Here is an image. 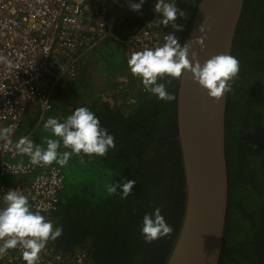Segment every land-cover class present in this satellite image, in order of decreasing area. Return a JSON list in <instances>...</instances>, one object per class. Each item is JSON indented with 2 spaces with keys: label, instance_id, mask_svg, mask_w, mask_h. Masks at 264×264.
Here are the masks:
<instances>
[{
  "label": "trees",
  "instance_id": "obj_1",
  "mask_svg": "<svg viewBox=\"0 0 264 264\" xmlns=\"http://www.w3.org/2000/svg\"><path fill=\"white\" fill-rule=\"evenodd\" d=\"M150 3L146 0L143 6V18L126 15L115 26V33L129 36L152 19ZM194 3L196 6L197 1ZM176 5L186 8L185 0H178ZM188 27L189 24L183 25L184 30L177 36L181 45ZM231 55L238 59L240 71L230 81L227 96L225 144L229 188L219 264H264V0L244 1ZM105 57L109 59V53ZM122 63V67L116 65V71L129 77L132 90L127 93L131 92L129 96L134 100L131 106L110 99H91L93 82L80 77L60 84L51 110L42 117L39 112L34 113L25 125L32 130L35 143L46 147L44 138L51 134L40 119L52 117L62 122L76 108L87 107L115 137V147L105 156L81 152L68 161L75 162L74 172L64 174L58 209L53 214V227H62L63 233L47 244L63 253L85 249L93 264H163L184 203V174L175 139L176 100L158 99L130 72L125 59ZM112 71L114 74L115 70ZM178 80L165 76L158 83H165L176 96ZM108 81L105 76L104 83L96 89L105 91ZM58 94L70 96L55 100ZM64 106L68 108L62 109ZM58 151L71 149L61 145ZM125 178L136 180L131 195L123 198L119 192H108L110 183L119 184ZM157 207L173 232L148 243L140 231L142 219Z\"/></svg>",
  "mask_w": 264,
  "mask_h": 264
},
{
  "label": "built area",
  "instance_id": "obj_2",
  "mask_svg": "<svg viewBox=\"0 0 264 264\" xmlns=\"http://www.w3.org/2000/svg\"><path fill=\"white\" fill-rule=\"evenodd\" d=\"M158 2L151 0L152 19L122 36L115 33V26L126 15L143 18L145 14L143 9L132 11L129 0H0V124L11 129L8 147L0 139V207L6 206L5 193L16 190L27 196L33 211L39 210L54 224L63 169L55 161L33 166L29 157L18 151L21 137L35 143L32 130L20 133L24 115L30 107L37 109L40 117L51 110L56 88L77 77L82 54L115 44L128 62L134 52L160 46L167 31L155 11ZM117 10L122 12L117 15ZM184 21L178 16L176 23ZM22 251L19 246L9 249L0 256V264H26ZM38 264L93 263L85 249L63 253L46 244Z\"/></svg>",
  "mask_w": 264,
  "mask_h": 264
},
{
  "label": "clouds",
  "instance_id": "obj_3",
  "mask_svg": "<svg viewBox=\"0 0 264 264\" xmlns=\"http://www.w3.org/2000/svg\"><path fill=\"white\" fill-rule=\"evenodd\" d=\"M129 2L132 11L140 12L146 0ZM155 11L161 14L160 23L165 27L171 24L175 31L168 33L160 46L134 52L128 60L130 72L141 79L147 91L160 100L175 101V94L170 93L165 83H158V80L165 76L180 79L184 71L192 73L193 79L207 90L210 98L219 100L231 91L230 81L240 71L238 59L230 54H219L201 64L197 54L192 52L190 60L189 41L181 45L175 34L184 30L183 25L177 24L176 20L178 16L186 18V13L175 3H167L165 0L156 3ZM198 31L201 34L205 32L203 24ZM196 43L203 45L202 35L196 37ZM77 79L78 75L74 80ZM43 128L51 134L44 138L46 147L35 144L27 137H21L16 144L18 151L26 154L33 166L51 165L54 161L64 166L73 155L81 152L103 157L110 148L115 147L114 135L101 126L99 117L87 107L76 108L62 122L59 118L49 117ZM10 131V128H0V139L6 141L5 147L10 144ZM61 145L71 151H58ZM135 184L136 180L125 178L122 183H110L107 190L110 194L119 192L123 198H127L132 194ZM3 201L6 206L0 207V256L19 246L23 250L21 255L26 264H38L40 252L49 240H56L62 235V227L54 228L53 222L46 220L39 210L33 211L27 196L16 190L7 191ZM140 231L145 242L151 243L169 236L173 227L157 207L143 216Z\"/></svg>",
  "mask_w": 264,
  "mask_h": 264
},
{
  "label": "water",
  "instance_id": "obj_4",
  "mask_svg": "<svg viewBox=\"0 0 264 264\" xmlns=\"http://www.w3.org/2000/svg\"><path fill=\"white\" fill-rule=\"evenodd\" d=\"M245 0H197L189 20L192 52L203 64L230 54ZM204 25L205 32L198 29ZM203 36L201 46L196 37ZM227 96L210 98L189 71L178 80L175 137L184 174L182 216L163 264H219L228 206Z\"/></svg>",
  "mask_w": 264,
  "mask_h": 264
},
{
  "label": "rangeland",
  "instance_id": "obj_5",
  "mask_svg": "<svg viewBox=\"0 0 264 264\" xmlns=\"http://www.w3.org/2000/svg\"><path fill=\"white\" fill-rule=\"evenodd\" d=\"M186 1H189V0H186ZM121 12H122V10H117V15ZM171 26L169 24L167 27H165V29L167 31V32H165V35L175 31L174 29L171 28ZM177 35L178 34H176V36ZM99 49H103L100 53L103 55H101V57L97 58L98 60H96V65H94V67H98V70H96V72L93 71V74L90 77V79L86 78L90 81V84H91V82H93V84H92L93 91H94L93 97L92 98L89 97V98H91V99H95V98L96 99H104V100L110 99V100L114 101L115 103H119V105H130L131 106L132 103L134 102V100L131 97V95L129 96V94H131V92L127 93L131 89L129 77L126 74L121 73L120 71H116V70H118L116 65L112 66L114 63H117L120 60V55L116 54L115 58L111 59V56H110V58L108 59L107 57H105L106 56L105 52H107V51L104 47L95 48L91 52L94 53V51L96 52ZM112 55L114 56V53H112ZM80 62H81V60H80ZM97 65H99V66H97ZM120 66L122 67L123 65H120ZM94 67L88 66V67H84V68L86 71L90 70V72H92V70L90 68H94ZM112 69L115 70L114 74H113ZM85 70H83V72H86ZM109 71H111V74L109 73ZM81 76H82V73L80 70H78V78ZM105 76H106L107 80H109L108 81V88L105 89V91H101L102 89L99 91L96 88H97V86H100V84L104 83ZM74 88L76 90L79 88L82 90V89H85L86 87H74ZM138 88H140V86ZM66 108H68V107L64 106L62 109H66ZM1 127L2 126L0 125V128ZM81 159H84L83 155L81 156ZM74 164H75V162H72V163H68V165L66 164L64 166H61L63 171H64V174H66V176H67V173H69L71 171L74 172V167H73ZM1 182H2V179H0V183Z\"/></svg>",
  "mask_w": 264,
  "mask_h": 264
},
{
  "label": "crops",
  "instance_id": "obj_6",
  "mask_svg": "<svg viewBox=\"0 0 264 264\" xmlns=\"http://www.w3.org/2000/svg\"><path fill=\"white\" fill-rule=\"evenodd\" d=\"M102 50L103 49H99L96 52L94 51V53L89 52V53H86V54H82L81 59H80L81 62L79 64V66H78L79 70L82 73L81 78L79 77L81 80H83L84 78H89L90 79V77L93 74V71L96 72V70H98V67H94V65H96V60H98L97 58L101 57V55H103V54H100ZM106 51H107V52H105L106 56H108V53H109V55L111 57H114V58H115L116 54L120 55V60L117 63H114L112 66L123 65L122 61L124 62V58H123V55H122V53H121V51H120L118 46H116L115 44H110L108 47H106ZM112 53H114V56H112ZM88 66L89 67L90 66L94 67V68H90L92 70V72H90V70H87V71L85 70L84 67H88ZM97 66H99V65H97ZM83 70H85L86 72H83ZM69 96L70 95L67 96L66 94H63V95H59L58 94V96H55V100L56 99H60V98L66 99V98H69ZM53 100H54V98H53ZM52 103H53V101H52ZM36 112H38V111L35 108L30 107V108L27 109V111H26V113L24 115L23 124L21 125L20 133H23V132L25 133V131H27V127L26 126H27V121L29 119V116L34 115V113H36ZM41 121H42V123H45L46 119H40V122ZM1 126H2L1 128H3V125H1Z\"/></svg>",
  "mask_w": 264,
  "mask_h": 264
},
{
  "label": "flooded vegetation",
  "instance_id": "obj_7",
  "mask_svg": "<svg viewBox=\"0 0 264 264\" xmlns=\"http://www.w3.org/2000/svg\"><path fill=\"white\" fill-rule=\"evenodd\" d=\"M194 1H197V0H194ZM194 1L192 2L191 0H189V1H186L185 0V7L186 8H184V9H185V13H186V18H184L185 21L181 25L189 24V20H190V18L192 16V13L194 12V9H195V6H194L195 3H194Z\"/></svg>",
  "mask_w": 264,
  "mask_h": 264
}]
</instances>
